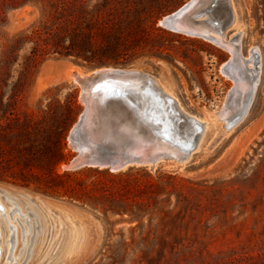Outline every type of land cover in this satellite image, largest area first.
<instances>
[{
	"label": "rangeland",
	"instance_id": "374dc122",
	"mask_svg": "<svg viewBox=\"0 0 264 264\" xmlns=\"http://www.w3.org/2000/svg\"><path fill=\"white\" fill-rule=\"evenodd\" d=\"M188 1L0 0V202L16 227L11 238L0 217V264H264V0H228L227 48L159 24ZM243 59L235 77L251 98L226 129L219 112L247 92L231 94ZM101 67L147 74L201 122L184 162L63 169L83 108L73 78ZM66 107L56 165L52 128Z\"/></svg>",
	"mask_w": 264,
	"mask_h": 264
},
{
	"label": "water",
	"instance_id": "95a60500",
	"mask_svg": "<svg viewBox=\"0 0 264 264\" xmlns=\"http://www.w3.org/2000/svg\"><path fill=\"white\" fill-rule=\"evenodd\" d=\"M222 5L227 7V0H190L159 24L208 39L211 27L220 24L208 15ZM224 11L229 14L228 7ZM223 28L218 32L223 34ZM74 82L80 88L83 108L67 134V144L76 153L64 170L92 167L117 172L162 161L182 163L194 149L202 124L185 116L147 74L131 68L101 67L77 74ZM250 98L251 91L239 110L225 116L229 105H224L219 118L226 129L243 116ZM101 101L106 105H97Z\"/></svg>",
	"mask_w": 264,
	"mask_h": 264
},
{
	"label": "bare ground",
	"instance_id": "6f19581e",
	"mask_svg": "<svg viewBox=\"0 0 264 264\" xmlns=\"http://www.w3.org/2000/svg\"><path fill=\"white\" fill-rule=\"evenodd\" d=\"M227 7H228V9H229V14H227L225 11H224V8L226 9L227 7L226 6H224V5H222L221 6V8L219 9V10H214V12H212V13H209V17H213V18H217L219 21H220V24H219V26L218 27H211V29L209 30V38L207 39L208 41H211V42H213V43H215L216 45H219V46H222V47H225V48H227L228 47V45L226 44V43H224V42H222V40H223V35H224V33L222 34V33H219L218 32V30H219V28L220 27H224V28H226L227 27V25L229 24V23H231V22H233L234 21V19H235V17L233 18V16H232V13H231V9H230V7H229V4H228V0H227ZM223 28V29H224ZM227 46V47H226ZM230 50V49H229ZM242 62L244 63L243 65V67H240V71L238 72V73H236V74H231V76L232 77H234V79H235V81H236V84H235V87H233V91H232V94H239V92L242 94V91L244 90V89H247L246 88V84L244 83V82H240V78H238V77H235V76H239V77H241V76H245V75H247L246 74V72H247V70H248V67H246V60L245 59H243L242 60ZM235 64H238V59L237 58H231L228 62H227V64H226V66L227 67H231V66H233V65H235ZM67 75L69 76L70 75V71L67 73ZM73 81H74V78H73ZM251 91V89L250 90H248L247 89V92L245 93V94H243V98H244V100H243V102L247 99V97H248V95H249V92ZM251 93H252V91H251ZM97 105H106V103L104 102V101H101V102H99ZM128 105H132L131 103H128ZM239 110V109H238ZM237 110H235V112H236ZM228 112H226L225 114H224V116L227 114ZM230 113V112H229ZM232 113V112H231ZM194 118V117H193ZM194 119H196V118H194ZM199 123H201L198 119H196ZM3 191V190H2ZM11 191V190H10ZM2 193V192H1ZM5 193V192H4ZM22 196V195H21ZM9 197H11L10 195H9ZM30 198V197H29ZM21 199V198H20ZM37 199V198H36ZM22 200V199H21ZM31 200V199H30ZM19 202V201H18ZM20 204V203H19ZM0 205H1V207H2V211L0 210V217L2 218V220L5 222V224H4V226H6V228H8V230L10 229L11 231H14L15 229H16V227H15V225L14 224H12V222H10V219L7 217V216H5V215H7V213L5 212V210H6V207L0 202ZM11 205H12V207L10 208V211H9V213H10V215H12L13 213H15V218H14V220H17L18 219V217L20 216V214H21V209L19 208V206H18V204L15 202V201H12L11 200ZM41 207V206H40ZM33 210V209H32ZM35 210H36V207H35ZM22 215V214H21ZM53 215V214H52ZM37 216V215H36ZM3 217H5V218H3ZM47 219V218H46ZM29 220V218L27 217L26 218V222ZM59 220V219H58ZM47 221V220H46ZM48 222V221H47ZM29 226H30V224H29ZM80 227V226H79ZM26 232H28V231H26ZM9 236V235H8ZM77 236H74V238H76ZM63 251V250H62Z\"/></svg>",
	"mask_w": 264,
	"mask_h": 264
},
{
	"label": "trees",
	"instance_id": "16d2710c",
	"mask_svg": "<svg viewBox=\"0 0 264 264\" xmlns=\"http://www.w3.org/2000/svg\"><path fill=\"white\" fill-rule=\"evenodd\" d=\"M73 47H75L73 45ZM68 50V49H67ZM61 55L64 56H74L76 58H79L83 61H85L88 65H95V66H106V65H110V63L108 61H104L102 58L98 57L97 59H93V57H87L86 55H84L83 52H76V51H72V50H68L64 53H62ZM115 65V63L113 64ZM73 110L70 107H66L64 109V112L62 113V118L60 120V118L57 119V121H61L60 124H58V126H54L52 128V132L54 133L53 139H52V144L54 145V151L56 152V154L58 155L59 159L58 161H56V165L59 164L60 162L65 161L64 158V154H63V149H65L66 147V143H65V135L64 133L66 132V129L68 128L67 123H69V121L72 122L74 115H73ZM62 125V126H61ZM63 128V129H62ZM62 131V133H61Z\"/></svg>",
	"mask_w": 264,
	"mask_h": 264
},
{
	"label": "flooded vegetation",
	"instance_id": "af4514ba",
	"mask_svg": "<svg viewBox=\"0 0 264 264\" xmlns=\"http://www.w3.org/2000/svg\"><path fill=\"white\" fill-rule=\"evenodd\" d=\"M2 211V210H1ZM10 214V213H9ZM14 231L10 234L11 238L13 237ZM0 256H1V248H0Z\"/></svg>",
	"mask_w": 264,
	"mask_h": 264
}]
</instances>
